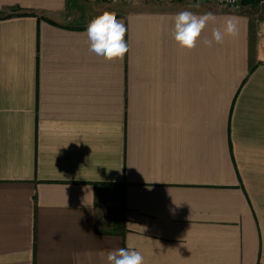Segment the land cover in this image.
<instances>
[{
    "label": "crops",
    "instance_id": "0c3cea01",
    "mask_svg": "<svg viewBox=\"0 0 264 264\" xmlns=\"http://www.w3.org/2000/svg\"><path fill=\"white\" fill-rule=\"evenodd\" d=\"M184 10L217 17L191 51ZM105 11L122 61L89 51ZM227 16L238 36L205 45ZM261 46L264 0H0V264H264Z\"/></svg>",
    "mask_w": 264,
    "mask_h": 264
},
{
    "label": "clouds",
    "instance_id": "9594fccd",
    "mask_svg": "<svg viewBox=\"0 0 264 264\" xmlns=\"http://www.w3.org/2000/svg\"><path fill=\"white\" fill-rule=\"evenodd\" d=\"M194 7L199 8L196 4ZM217 17L212 12L196 14L184 10L173 17L172 38L181 50L191 51L197 47L204 30L215 24ZM127 28L123 21L118 20L117 13L105 11L94 17L87 25L86 33L89 51L103 58L105 62L122 61L130 51L125 42ZM238 36V22L235 17L227 16L221 27H214L211 39L205 38L203 43L208 47L223 44L226 37ZM67 147V146H66ZM108 264H145L143 254L131 245L118 248L107 254Z\"/></svg>",
    "mask_w": 264,
    "mask_h": 264
},
{
    "label": "built area",
    "instance_id": "2783aa9c",
    "mask_svg": "<svg viewBox=\"0 0 264 264\" xmlns=\"http://www.w3.org/2000/svg\"><path fill=\"white\" fill-rule=\"evenodd\" d=\"M90 4L97 3H107V4H116L123 1H132V0H84ZM156 2H166V1H213L223 9L229 10H238L241 7V0H151Z\"/></svg>",
    "mask_w": 264,
    "mask_h": 264
},
{
    "label": "rangeland",
    "instance_id": "374dc122",
    "mask_svg": "<svg viewBox=\"0 0 264 264\" xmlns=\"http://www.w3.org/2000/svg\"><path fill=\"white\" fill-rule=\"evenodd\" d=\"M261 48H262V50L264 51V46H263V47L261 46ZM261 57L264 58V56H261ZM114 198H115V194L113 193V194L110 195V197H108V198L105 200V202L112 206L113 204L116 203ZM115 206H116V205H115ZM107 209H115V208H114V207H113V208L107 207Z\"/></svg>",
    "mask_w": 264,
    "mask_h": 264
}]
</instances>
